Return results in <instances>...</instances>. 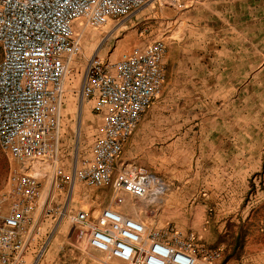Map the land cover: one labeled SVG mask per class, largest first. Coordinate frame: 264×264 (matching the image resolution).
Here are the masks:
<instances>
[{"label": "rangeland", "instance_id": "1", "mask_svg": "<svg viewBox=\"0 0 264 264\" xmlns=\"http://www.w3.org/2000/svg\"><path fill=\"white\" fill-rule=\"evenodd\" d=\"M185 11L154 3L116 26L76 24L83 50L66 80L65 167L72 170L88 156L95 138L96 124L81 93L91 57L114 60L135 46L164 40L166 88L127 142L123 160L146 167L167 190L160 201L127 197L117 205L111 187L78 182L55 190L45 181L52 212L41 217V245L32 264H127L72 234L69 217L76 211L88 212L95 222L107 208L143 223L148 235L167 237L171 227L194 235L200 247L218 251L216 264H264V71L225 61L243 54L219 53L221 46L244 48L246 23L237 24L239 30L220 21H185L180 19ZM12 164L0 149V194Z\"/></svg>", "mask_w": 264, "mask_h": 264}, {"label": "built area", "instance_id": "2", "mask_svg": "<svg viewBox=\"0 0 264 264\" xmlns=\"http://www.w3.org/2000/svg\"><path fill=\"white\" fill-rule=\"evenodd\" d=\"M199 0H0V149L12 164L0 194V264H32L28 252L51 215L45 181L55 190L111 187L117 205L127 197L160 201L167 187L146 167L122 161L143 116L166 88L167 45L154 40L118 59L91 57L83 99L103 115L90 156L68 170L62 155L66 80L82 53L83 28L104 29L154 3L186 10ZM44 199V200H43ZM90 249L127 264H216L220 254L200 247L194 235L168 228L167 237L107 208L90 223L81 210L69 217ZM34 264V263H33Z\"/></svg>", "mask_w": 264, "mask_h": 264}, {"label": "crops", "instance_id": "3", "mask_svg": "<svg viewBox=\"0 0 264 264\" xmlns=\"http://www.w3.org/2000/svg\"><path fill=\"white\" fill-rule=\"evenodd\" d=\"M180 19H183L185 21H189L192 19H199L200 21H220L228 23L230 25L233 24L232 27H234L235 29L238 28L239 30H241L242 27L240 26L241 24H237L246 23L247 26L244 25V28L242 29L244 31H247L244 34L247 40V43H245L244 48L241 49L236 47L235 45L221 46L220 48H218L219 53L222 55L243 54V57L239 59H237L236 57L228 56L225 61L228 65L235 62H242L244 63V66L242 68L245 70L264 71V0H199L197 4L187 8L186 11L180 16ZM252 26L253 29L251 28ZM121 52L122 51H119V55ZM249 79H251V74L249 76ZM87 101L89 113L88 117L89 119H92L96 124L94 135L96 138L101 134V128L104 121L103 115L95 110V101L93 99H87ZM89 156L90 151L89 155L86 157ZM122 161H124L123 154ZM124 162L133 163L128 162L126 160ZM80 211L81 210H78L74 214H77ZM89 218L90 223L96 222V219L95 222L91 220L90 215ZM40 245L41 244L38 239L32 245L30 251L28 252L27 258L30 263H32L33 260L32 255L36 253Z\"/></svg>", "mask_w": 264, "mask_h": 264}]
</instances>
